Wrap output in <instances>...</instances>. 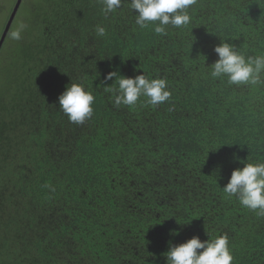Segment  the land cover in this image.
<instances>
[{"label": "trees", "instance_id": "obj_1", "mask_svg": "<svg viewBox=\"0 0 264 264\" xmlns=\"http://www.w3.org/2000/svg\"><path fill=\"white\" fill-rule=\"evenodd\" d=\"M30 3L0 50V264H166L169 241L224 234L232 264H264V217L223 191L241 161L264 162V85L208 67L221 39L264 54V0H197L163 36L127 3ZM112 71L166 78L171 98L117 108ZM71 82L95 96L80 125L59 107Z\"/></svg>", "mask_w": 264, "mask_h": 264}, {"label": "clouds", "instance_id": "obj_2", "mask_svg": "<svg viewBox=\"0 0 264 264\" xmlns=\"http://www.w3.org/2000/svg\"><path fill=\"white\" fill-rule=\"evenodd\" d=\"M100 3L106 17L127 3L136 13L135 24L140 29L152 26L155 34L163 36L167 34L169 25L182 28L191 23L189 9L197 0H100ZM26 28L27 24L20 23L10 33V38L21 40ZM95 31L99 37L107 35L105 27L97 25ZM214 51L218 59L208 66L213 79L227 77V83L236 86L264 85V54L246 56L235 45L222 39ZM113 78L115 81L110 86L101 85L111 93L110 99L117 108L121 105L135 106L141 97H146V104L152 107L164 104L171 98L166 78L150 79L144 73L133 78L112 71L105 82ZM58 102L71 123L83 124L94 115L95 96L83 83L71 82L59 96ZM241 162L245 166L233 170L223 191L227 196L238 199L243 207L255 211L257 216L264 217V162ZM171 235H179V231L173 230ZM163 255L166 264H232L234 260L227 234L207 240L194 236L180 244L169 241V250Z\"/></svg>", "mask_w": 264, "mask_h": 264}, {"label": "rangeland", "instance_id": "obj_3", "mask_svg": "<svg viewBox=\"0 0 264 264\" xmlns=\"http://www.w3.org/2000/svg\"><path fill=\"white\" fill-rule=\"evenodd\" d=\"M17 1L18 0H0V31H2V29H4V27L8 23L10 15ZM37 1L39 0H27V2H31L29 7H31V5L33 3H36ZM1 37H2V34H0V39Z\"/></svg>", "mask_w": 264, "mask_h": 264}, {"label": "water", "instance_id": "obj_4", "mask_svg": "<svg viewBox=\"0 0 264 264\" xmlns=\"http://www.w3.org/2000/svg\"><path fill=\"white\" fill-rule=\"evenodd\" d=\"M22 2H23V0H18L17 1L16 5L14 7V10H13V12H12V14H11L9 20H8L7 26H6V28H5V30H4V32L2 34V37L0 39V50H1L6 38L8 36V33H9V31L11 29V26L13 24V21H14L16 15H17V13H18L20 7H21Z\"/></svg>", "mask_w": 264, "mask_h": 264}]
</instances>
